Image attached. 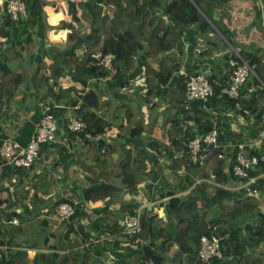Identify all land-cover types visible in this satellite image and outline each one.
I'll return each instance as SVG.
<instances>
[{"label": "trees", "instance_id": "obj_1", "mask_svg": "<svg viewBox=\"0 0 264 264\" xmlns=\"http://www.w3.org/2000/svg\"><path fill=\"white\" fill-rule=\"evenodd\" d=\"M228 2L229 0H86L80 4L82 27L75 28L62 22V27L68 26L67 28L72 29L68 36L72 44L66 48L53 44L46 47L43 43L46 32L50 28L45 20L44 8L47 5L45 0H23L25 6L23 16L25 17H19L16 22L8 18L4 19L5 23L0 27V37L5 38L6 46L0 53V58L4 59L0 69L4 76H9L7 80L2 79L3 83L0 84L2 93L0 103L2 97L11 96L14 93L18 84L27 83L23 81L21 75L11 73L8 66L6 58L10 53H16L13 41L21 35H27L30 31L36 32L42 40V55L48 56L51 63L47 67L48 76L43 78L38 76L39 82L35 83L34 88L47 87V92L41 101L42 110L49 106L53 112L54 106H59L58 116L55 119L64 124L69 144L66 149L69 151L61 149L57 163L64 165L68 159L75 157L76 164L83 171L93 174L94 181L81 192L83 203L84 201H114L119 197L120 192L107 182L112 177L120 179L121 188L131 195H137L140 184H148L144 195L147 201H153L157 197V190L164 191L159 198L161 200L166 198V201L157 205L158 208L163 209V214L154 213V207L150 210L144 208L140 213L141 230L135 235L127 236L126 245L116 239L109 240L115 235H120L121 232L117 224L118 218L114 213L106 214L105 220L92 226L91 230L96 239H92V236L85 233V229L79 226L81 242H95L94 247L101 254L115 255L118 264H168L170 259L155 251L158 245L153 243L158 240L162 241L164 246L173 244L178 247V252L172 256V261L174 258H180L181 255H187L193 264H201L197 257L199 240L201 236L211 234L220 239L223 256L231 255L232 259L235 258L233 264L261 263L252 250L264 244V214L260 209V206L264 207V161L246 170L245 178L233 175V167L240 152L239 146L244 143V129L233 133L231 149L226 148L228 132L218 133L215 149L213 146L211 149L202 144L199 156L205 157L198 164L192 162L187 147L189 141L203 138L213 129L217 130L222 118H216V116L234 110L236 105L242 104L244 99L247 101L243 111L240 112L242 116L246 120L253 119L252 124L255 126L260 128L264 126V48H260L258 44L254 45L252 41L248 43L233 41L226 22L220 20L221 15H228ZM262 2L264 3V0ZM107 8H111V13H108ZM248 8L245 3L235 5L232 10L234 15L230 24L231 29H240L245 19L243 11ZM48 15L49 22L56 15L60 19L65 18L62 8L56 14L48 10ZM262 26V29H258L264 34V25ZM85 29L89 32L82 33ZM212 34H218L222 44L230 45L233 50H236L237 57L233 55V59L237 60V63L245 62L252 68L257 78L249 74L240 88L239 98L231 100L221 95L220 87L215 86V82L219 79L217 72L213 70V75L207 77L214 86V95L206 101L199 100L186 104L187 83L190 77L203 71L199 61L212 54L211 49H204L194 55L195 49L201 43L212 47L213 43L210 41ZM50 37L51 40H57V37L52 35ZM220 44L215 42V51L220 49ZM20 48L22 49L21 46ZM80 48H84L85 51L78 55ZM98 51L110 57L109 68L91 63L93 60L90 55ZM16 54L17 57L20 55L19 52ZM137 58H139V67L145 68L151 64L155 70V80L161 90V94L155 97L160 98V104L167 106L161 112L162 127L166 123H172L177 128V134L182 131L181 140H174L172 145L159 142L143 133H150L159 138V130L155 129L154 124H150L151 110L148 108V121L142 113L139 119L130 120L131 125L140 128L143 132L129 127L125 134L119 133L110 145L97 139L111 128L108 117H101L100 113L109 112L113 102L119 103L113 111L114 121L123 123L131 117L126 106L127 100L129 101L132 95L119 93L117 88L123 80H126L127 76L123 74V71L133 69ZM183 59L186 60V64L182 63ZM39 65L45 67L42 61ZM123 65L125 69L121 70ZM181 66L186 68L184 75L178 74ZM237 66L238 64H235L230 67L227 64L228 71L224 81ZM112 73L114 74L111 75ZM63 75L70 76L74 83L83 85L85 89L79 91L74 87L65 89L57 85L58 78ZM108 77L110 79H107ZM142 78L145 86L142 96L145 100H149V95L158 91L153 81L152 71L144 70ZM105 79L107 80L104 82V88L97 87L95 81L101 82ZM163 88H166L164 92ZM251 89L254 90L253 95H250ZM112 92L124 97H115ZM104 93L109 98L100 103V96ZM47 98L50 99L49 102L45 100ZM163 99L166 101L164 102ZM151 107L158 108L159 104L153 103ZM171 109L177 110L181 117L175 119L170 113ZM69 118L80 120L83 127L78 132L70 131ZM215 119H217L216 124L213 123ZM170 136L168 130L167 140ZM76 139L84 141V145H81V150L78 152H75ZM146 143L149 157L139 153L140 147H144ZM127 146L126 150L132 147L134 153L128 151L126 155L123 151L122 158L115 161L113 156L117 150ZM102 149L105 151L104 155H101ZM262 149L264 150V146ZM70 151L75 154L68 153ZM39 154L40 151L35 160ZM248 155L259 157L260 153L259 150L248 151ZM35 160L28 167L6 164L0 160V167H6L1 171L0 177L3 179L6 177L5 179L9 180L11 176L8 174L12 170L25 173L32 168ZM170 174L175 177L173 185L167 182ZM250 179L254 181L249 183ZM199 180L211 183L202 186ZM157 183L160 185L157 186ZM20 186L21 184L14 188L13 206L0 211V245L7 244L5 223L15 220L14 218H18L21 223L25 216L10 211L12 207L21 206L25 200L33 201L37 198V192L41 190L35 181L29 187ZM225 186L227 189L224 188ZM30 190H34L31 196ZM182 192L186 193L175 196ZM256 192L259 194V199L248 195ZM43 193L47 195L48 190H43ZM63 203L74 207V214L69 218V227L64 235L69 239V235L73 232V224L80 216L81 207L80 203L75 204L71 199H60L56 204L58 206ZM136 206L138 202L132 201L128 214L132 215ZM125 209L122 207L121 213ZM10 238L8 244L14 236ZM145 241H149V244L154 247L151 255L143 250L142 243ZM73 244L75 245V242ZM249 249L251 252L247 253ZM0 262L1 264H17L11 261V257H4V255L1 256ZM94 264L102 263L96 261ZM210 264H221V260L213 259Z\"/></svg>", "mask_w": 264, "mask_h": 264}, {"label": "crops", "instance_id": "obj_2", "mask_svg": "<svg viewBox=\"0 0 264 264\" xmlns=\"http://www.w3.org/2000/svg\"><path fill=\"white\" fill-rule=\"evenodd\" d=\"M45 1L47 2L46 7L44 8V12L46 15L45 20L50 28L46 32V37L43 43H45L46 47L50 46L51 44L61 48L69 47L72 43L69 41L68 36L71 34L72 29L67 28L68 26H60L63 22L75 28L82 27V11L80 8V4L84 3L86 0ZM238 3H245L249 7L246 11H243V13H245V19L239 30H237L238 28H230V24L234 15L232 13V10ZM61 8L65 13V18L60 19L57 17L58 15H56L55 17L53 16L51 18L50 22L52 23H50L48 21V10H52L53 14H56L59 13ZM227 9L228 15H221L222 18H220V20L224 23L226 22V26L230 31L233 41L247 43L246 36H249L250 42L254 41L262 46L264 44V35L258 29L261 27L263 28L262 25H264V3L262 2V0H229ZM107 10L108 13H111V8H107ZM24 17L25 16H22L21 18ZM4 23L5 20L1 19L0 25L2 26L4 25ZM64 28L65 30H63ZM83 32L88 33L89 30L85 29V31H82V33ZM51 35L53 37H57V40H51ZM210 37V41L213 43V46H206V44L202 45V43L200 45L198 44V47L195 49L194 55H197L200 50H212L211 56L205 57L203 60H200L199 63L202 64L203 71L207 72L208 76L213 75V70L217 72V78L219 80L215 82V84L220 85L225 82L223 79L225 78L228 71L227 64L230 67L237 64V60L235 61L232 57L233 55L237 57V51L233 50L230 45H227V51H222L221 49L215 51L214 44L215 42L222 44V42H220L221 38L218 34H212ZM4 42H1L0 37V53L3 52L6 48ZM13 42L16 46V53L19 52L20 55L17 57L16 53H10L6 58L8 60V66L11 69V73L13 72L14 74L21 75L23 77V81L27 83H24L23 85L18 84L16 86V90L11 96L8 95L1 98L0 146L6 138L10 137L14 142L24 147L30 141L34 134L35 125L42 114L41 105L43 103L41 101L43 95L47 92V87L36 89L34 88V85L35 83L38 84L39 82L38 76H42L40 78L48 76L47 67L50 65L51 60L48 56L42 55V40L39 38L36 32L30 31L27 35H21ZM20 46L22 47V49L20 48ZM82 52L83 50L82 48H80L77 53L79 55ZM138 59L139 58L136 59V65H134L133 69L129 71H123V74L127 76L126 80H123L117 88L119 93H123L127 96L129 94L132 95L129 98V101L127 100L128 105L126 106L131 113V117L128 120L123 121V123L114 121L113 111L119 103L113 102L112 109L109 112L100 113L101 117H108V120L111 123V128L107 130L102 137H99L97 139L101 140L106 145H110L111 143H113V139L118 137L119 133L125 134L129 127L137 128L141 132H143L140 128L131 125L130 120L132 118L134 120L139 119L142 113L145 120L148 121V108L151 110L149 118L150 124H154L155 129L159 130V138L154 137L150 133H143L159 142L172 145L174 140H181L180 135L182 134V131L177 134V128L172 123H166L162 127L161 112L166 109L167 106L164 104H160V98L155 97L161 94V90L155 80V70L153 69L151 64L145 68L143 66L139 67ZM3 60V58H0V68ZM41 61L45 63V67H41L39 65ZM182 63L186 64L187 62L183 59ZM124 69L125 67L123 65L121 70ZM146 69H150L152 71L153 81L156 85V88L158 89L157 92L149 95V100H145V97L142 96L144 94L142 90L145 89L142 77L143 71ZM113 74L114 73H112L111 75ZM178 74H186V68L181 66ZM252 75L253 77L257 78L255 73H253ZM8 78L9 76H4L0 69V84L3 83L2 79L7 80ZM58 79L59 82L57 85H61L65 89L69 87H74L79 91H83L85 89L83 85L74 83L71 77L68 75H63ZM107 79H110V77H108ZM107 79H105L104 81L101 80V82L95 81L97 83V87L101 88L102 86L104 88V82ZM165 90L166 88H163V92ZM1 94L2 93L0 91V96ZM253 94L254 90L251 89L250 95ZM100 97V103L101 101L109 98V96H106L105 93ZM45 100H47L48 102L50 101L49 98ZM163 101L165 102L166 100L163 99ZM246 101L247 99H244L242 104H237L234 110L226 114H218L216 118L221 117L222 120L221 122H219V126H217L218 128L216 129L218 130L219 134H225V132H228L226 147H231V137L233 133H238L241 129H244V145L248 150L256 151L264 146V126L262 128H260L259 126H255L252 124L253 119L246 120L242 116L240 112L243 111L242 109L244 108ZM153 103H158L159 107H151ZM137 111L138 113H136ZM170 113L175 119L181 117L177 110L171 109ZM134 115L136 116L135 118ZM216 121L217 119L213 120V123L216 124ZM168 130L171 136L167 140ZM83 142L84 141L81 142L79 139H76L75 143L77 146L75 152L81 150V145H84ZM62 145H64L65 148L62 147ZM68 147L69 144L67 136L65 134L64 124L62 123V121H58L57 142L41 146L39 157L35 160L34 165L30 170L25 173H18L17 171L12 170L8 174L11 176L9 180L5 179L6 177L4 179L0 177V211L13 206V204L15 203L13 191L17 185L21 184L20 187H22V185L25 187H29L33 183V181H35L39 189H41L39 192H37L38 194L36 199H34L33 201L25 200L22 202L21 206L18 205L12 207V209L10 210L17 214H24L25 216L22 218L21 223L18 218H14L17 221L16 223H13V220L11 222L5 223V225L7 226L5 232H7L8 237H5V242L7 244L0 245V260L1 256L4 255V257H11V261H15V263L17 264H94L96 261L102 264H118L117 260L115 259V255L101 254L100 251L94 247L96 244L95 242H81L82 238L79 226L83 227L85 229V233H89L92 236V239H96L97 237L91 230L92 226L98 225L100 221L105 220L107 216L106 214L114 213L116 214V217L117 213H120V215L122 216L128 214L131 210V208H129L131 202L138 201L139 196L141 197L140 199H142V197H144V199L138 201V206H136L134 210L139 207L141 212L144 208H148V210H150L151 207H154V213H158V215L163 214V209L158 208L157 205L159 204V202L162 203L166 201V198L162 200L160 199V201L145 200L144 195L147 192L148 184H142L143 186L140 184L142 187H139L140 185L138 186L139 188L137 189L139 191L137 195H131L128 191L121 188L120 179L116 177H112L107 180V182L112 184L111 186H114L115 189L120 192L119 197H117L114 201H84L83 203V201L81 200V192L82 190L87 189L89 185L92 184V181H94L93 174L83 171L76 164L75 157L74 159H68L66 164L64 165H62L61 163H57L60 159L59 156L61 155V149H66ZM147 147L148 144L144 147H140L139 149V153L144 157H149L150 155ZM126 149H128V146L125 148L121 147L119 150H117L116 154H114L113 156L114 160H120L123 156V151L126 153V155L128 151L134 153V149H132V147L129 148V150ZM68 153L75 154L71 151ZM147 165L149 166L148 163ZM4 168L6 167H0V173ZM96 172L98 173V171ZM177 176L179 177V173H177ZM167 182L170 185H173L175 182L174 175H168ZM208 183L210 184L211 182L208 181ZM157 184V186L160 185V183ZM202 184H206V182ZM214 185L217 186L218 184ZM224 188L227 189V186H225ZM236 188L239 189V187ZM45 189L48 190L47 195L43 193V190ZM144 191L146 192L143 193ZM32 193H34V190H30V196L32 195ZM163 193V190H157V197L162 196ZM185 193L186 192L177 193L175 196H181ZM250 196H254L256 198L258 197L259 199V194L257 192ZM60 199H71L74 203H80L81 207V211L79 212L80 216L73 224V232L69 235V239L64 236L69 227V220L62 221L55 215V209L57 207L56 203ZM122 207L126 208L123 213H121ZM260 209L264 214V207L260 206ZM117 218L119 221L122 217ZM16 228L18 229V231ZM10 236H14V238L12 239L11 243L8 244L10 242L9 240L11 239ZM113 239L120 241L124 245L128 243L127 237L124 236L115 235L109 240ZM73 242H75V245L73 244ZM162 243V241L158 240L153 244L159 246ZM145 246L146 245L142 244V247ZM147 247L152 253L154 252V247H152L151 244H149ZM174 247H176V249ZM155 251L170 259V262L168 264H177V262L178 264H193V261L189 259L187 255H181L180 258H174L172 261V256H174L178 252V247L176 245L166 244L165 248H156ZM250 252L251 249L247 250V253ZM252 253L254 254V256L261 260V263L259 264H264V244L258 245L254 250H252ZM48 255L51 257V261L47 260L46 257ZM229 256L221 259V264H233L235 258L229 259ZM193 260L196 261L197 259Z\"/></svg>", "mask_w": 264, "mask_h": 264}, {"label": "built area", "instance_id": "obj_3", "mask_svg": "<svg viewBox=\"0 0 264 264\" xmlns=\"http://www.w3.org/2000/svg\"><path fill=\"white\" fill-rule=\"evenodd\" d=\"M24 3L23 0H5L4 13L6 16L1 19H7L16 22L19 17L24 15ZM5 38H1V42H4ZM90 58L93 60L91 63L109 68L111 66V59L108 55H103L100 51L92 53ZM251 72L247 64L243 63L238 65L230 74L228 80L221 87V95L227 96L229 99L236 100L239 98L240 86L245 81L246 77ZM186 101H206L214 95L213 85L207 78V72L198 73L195 76L190 77L187 83ZM59 107V106H57ZM83 127L80 120L69 118L68 128L72 132H78ZM58 125L51 108L46 106L42 110L41 117L34 128V134L30 141L24 146H20L12 140V138H6L0 146V160L6 164H14L16 166H30L37 157L41 146L44 144H51L57 142ZM218 139V131L211 130L203 138H195L187 143L191 159L196 161L202 151V144L205 146L216 148V142ZM240 152L236 158V164L233 167V175L238 178L247 177L249 168H254L258 162L264 161V150H260V156H246L244 154L245 146H239ZM101 154H104L102 150ZM254 179H250L249 183ZM198 183V182H197ZM200 183V182H199ZM76 204V203H75ZM74 214V207L69 204H60L55 209V215L60 220H69ZM16 223V220L12 221ZM118 227L121 229L120 236H132L140 232V210H134L132 215L126 214L117 222ZM142 244L148 246L149 241H145ZM165 248L163 243L158 246V249ZM176 249V247H174ZM197 257L201 264H210L213 259L221 260L224 258L220 249V239L211 234L210 236H201L199 240ZM232 257L229 256V259Z\"/></svg>", "mask_w": 264, "mask_h": 264}, {"label": "clouds", "instance_id": "obj_4", "mask_svg": "<svg viewBox=\"0 0 264 264\" xmlns=\"http://www.w3.org/2000/svg\"><path fill=\"white\" fill-rule=\"evenodd\" d=\"M0 27H1V25H0ZM263 34V33H262ZM264 35V34H263ZM2 38V37H1ZM235 42V41H234ZM235 43H238V42H235ZM252 43L254 44V45H256L257 43L256 42H254V41H252ZM259 45V44H258ZM259 47L260 48H264V44L262 45V46H260L259 45ZM243 63H245V62H241V61H238V65H241V64H243ZM246 64V63H245ZM248 66V65H247ZM249 67V66H248ZM250 68V70H251V72L249 73V74H253V71H252V68L251 67H249ZM202 72H205V71H202ZM202 72H199V73H202ZM198 74V73H197ZM207 76H208V73H207ZM208 78V77H207ZM229 78V77H228ZM228 78L225 80V82L228 80ZM247 78V77H246ZM224 82V83H225ZM245 82V81H244ZM244 82H243V84H244ZM220 84V85H217V84H215V86H219L220 87V91H221V87L222 86H224L225 84ZM242 84V85H243ZM213 85V84H212ZM241 85V86H242ZM241 86H240V88H241ZM213 88H214V86H213ZM215 91V90H214ZM239 91H240V89H239ZM221 93V92H220ZM227 97V96H226ZM228 98V97H227ZM232 100V99H231ZM237 100V99H236ZM56 108H58L57 106H55ZM57 125H58V122H57ZM218 131V130H217ZM45 145V144H44ZM241 145H244V143L243 144H241ZM245 146V145H244ZM227 149H231L232 148V146L231 147H226ZM103 150V149H102ZM260 150H263L262 148L261 149H259V151ZM248 151H250V150H248L247 148H246V146H245V150H244V154L246 155V156H248ZM102 152V151H101ZM104 153H105V151H104ZM102 155V154H101ZM104 155V154H103ZM205 156H203V157H200L199 156V159H196V161H193L192 159V162L194 163V164H198V163H201V161H202V159L204 158ZM190 158H191V156H190ZM197 183V182H196ZM141 213V212H140Z\"/></svg>", "mask_w": 264, "mask_h": 264}, {"label": "water", "instance_id": "obj_5", "mask_svg": "<svg viewBox=\"0 0 264 264\" xmlns=\"http://www.w3.org/2000/svg\"><path fill=\"white\" fill-rule=\"evenodd\" d=\"M4 2H5V0H1L0 1V20H1L2 17L6 16V14L4 13V11H5ZM112 95L115 96V97H121V98L124 97L123 95H120L118 93H113ZM52 111H53L54 116L57 118V116H58L57 108L54 107ZM117 217L121 218L122 215H120V213H117ZM143 250L149 255L152 254V252L150 251V249L147 246L143 247Z\"/></svg>", "mask_w": 264, "mask_h": 264}, {"label": "rangeland", "instance_id": "obj_6", "mask_svg": "<svg viewBox=\"0 0 264 264\" xmlns=\"http://www.w3.org/2000/svg\"><path fill=\"white\" fill-rule=\"evenodd\" d=\"M221 18H222V16H221ZM60 27H62V24H61ZM246 42H247V43L250 42V41H249V36H248V37L246 36ZM220 49H221L222 51H227V50H228V47H227L226 45H224V44H220ZM82 50H83V52L85 51L84 48H82ZM81 56H82V55H81ZM22 63H23V62H22ZM58 82H59V79H58L57 83H58ZM60 86H61V85H60ZM128 96H131V94H129ZM135 117H136V116L134 115V118H135ZM205 182H206V184H205L206 186L209 185L208 181H206V180H200V183H205ZM141 185H142V184H141ZM141 185H140L139 187H142V186H143V185H142V186H141ZM205 185L202 184V186H205ZM145 192H146V191H144L143 193H145ZM143 193H142V194H143ZM248 195L250 196V195H252V194L249 193ZM140 198H141V197L139 196L138 201L144 199V197H142V199H140ZM138 201H137V202H138ZM153 201H160V198H159V197H155V199H154ZM159 203H160V202H159ZM137 210H140L139 207L137 208ZM46 258H47V260L51 261V257H50L49 255H48Z\"/></svg>", "mask_w": 264, "mask_h": 264}, {"label": "bare ground", "instance_id": "obj_7", "mask_svg": "<svg viewBox=\"0 0 264 264\" xmlns=\"http://www.w3.org/2000/svg\"><path fill=\"white\" fill-rule=\"evenodd\" d=\"M142 81H143V79H142ZM144 85V84H143Z\"/></svg>", "mask_w": 264, "mask_h": 264}]
</instances>
